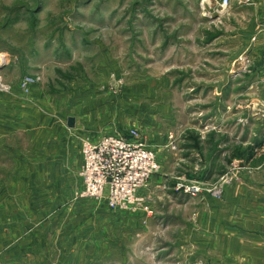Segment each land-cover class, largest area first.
<instances>
[{"label":"rangeland","instance_id":"1","mask_svg":"<svg viewBox=\"0 0 264 264\" xmlns=\"http://www.w3.org/2000/svg\"><path fill=\"white\" fill-rule=\"evenodd\" d=\"M219 3L0 0V264H264V0ZM132 130L138 200L81 196Z\"/></svg>","mask_w":264,"mask_h":264},{"label":"built area","instance_id":"2","mask_svg":"<svg viewBox=\"0 0 264 264\" xmlns=\"http://www.w3.org/2000/svg\"><path fill=\"white\" fill-rule=\"evenodd\" d=\"M219 5L228 10L230 0H220ZM31 82L32 78H25L22 87L26 88ZM136 139L137 132L132 130L129 138L108 134L95 142H83L79 171L81 196L99 198L107 189L108 204L124 208L138 200V188L159 165L152 151Z\"/></svg>","mask_w":264,"mask_h":264},{"label":"water","instance_id":"3","mask_svg":"<svg viewBox=\"0 0 264 264\" xmlns=\"http://www.w3.org/2000/svg\"><path fill=\"white\" fill-rule=\"evenodd\" d=\"M74 124H75L74 117L69 116L68 119H67V125H68L69 127H72V126H74Z\"/></svg>","mask_w":264,"mask_h":264},{"label":"crops","instance_id":"4","mask_svg":"<svg viewBox=\"0 0 264 264\" xmlns=\"http://www.w3.org/2000/svg\"><path fill=\"white\" fill-rule=\"evenodd\" d=\"M82 157V156H81ZM81 163H82V159H81Z\"/></svg>","mask_w":264,"mask_h":264}]
</instances>
